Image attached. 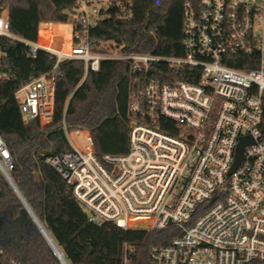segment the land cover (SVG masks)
Listing matches in <instances>:
<instances>
[{"label": "built area", "instance_id": "2783aa9c", "mask_svg": "<svg viewBox=\"0 0 264 264\" xmlns=\"http://www.w3.org/2000/svg\"><path fill=\"white\" fill-rule=\"evenodd\" d=\"M132 5L75 0L72 31L57 49L54 36L47 45L13 35L8 12H0V37L23 43L31 58L41 51L57 58L52 72L16 92L23 124L53 121L61 62H83L85 75L103 61L127 64L129 152L100 158L89 130L64 127L69 150L45 163L90 223L172 230L148 264H264V0L185 3L181 57L125 53L112 42L95 52L91 31L110 8L127 12ZM40 31L49 33V23ZM13 160L0 131V173L9 184ZM132 252L125 247L123 264H131ZM0 264L21 263L0 249Z\"/></svg>", "mask_w": 264, "mask_h": 264}, {"label": "trees", "instance_id": "16d2710c", "mask_svg": "<svg viewBox=\"0 0 264 264\" xmlns=\"http://www.w3.org/2000/svg\"><path fill=\"white\" fill-rule=\"evenodd\" d=\"M195 1L133 0L127 12L112 7L91 31L93 50L103 52L102 44L112 42L125 53L181 57L184 5ZM74 8L75 0H0V12H8L11 33L30 42L40 40L42 24H70ZM56 63L51 54L41 51L34 59L23 43L0 37V131L14 159L10 176L67 264H123L125 247L133 249L131 264H148L152 249L168 244L172 230L146 233L125 231L110 223H90L72 189L45 163L47 156L69 150L64 127L89 130L100 158L129 152V66L103 61L98 72L85 75L83 62H61L55 80L53 121L46 126L39 121L26 126L15 94L52 72ZM0 189V249L5 257L21 264H62L36 230L19 242L6 241L23 206L1 173Z\"/></svg>", "mask_w": 264, "mask_h": 264}, {"label": "rangeland", "instance_id": "374dc122", "mask_svg": "<svg viewBox=\"0 0 264 264\" xmlns=\"http://www.w3.org/2000/svg\"><path fill=\"white\" fill-rule=\"evenodd\" d=\"M50 24V23H49ZM49 33H41L39 34V39L41 44H50L51 38L54 36L53 48H59V43L65 40L68 41L70 36V26L66 24H58L57 26H53L49 28ZM65 36V37H64ZM102 47V46H101ZM111 46H109L106 50H110ZM19 230V234L17 235L16 230ZM21 229V230H20ZM34 230V225L31 221L21 220L13 222V227L8 229L6 241H14L19 242L21 239L26 238V236Z\"/></svg>", "mask_w": 264, "mask_h": 264}, {"label": "water", "instance_id": "95a60500", "mask_svg": "<svg viewBox=\"0 0 264 264\" xmlns=\"http://www.w3.org/2000/svg\"><path fill=\"white\" fill-rule=\"evenodd\" d=\"M242 148H243V144L240 145V148L238 150V158H237L236 164L234 165L233 170H235L240 163ZM10 185L12 186V188L14 189L16 194H18L17 196L19 197L21 204L23 206V208L21 209L18 221H21L24 219L31 221L32 224L34 225V230L38 231L44 237V239L47 241V243L49 244L50 248L52 249V251L54 252L56 257L59 259V261L62 264H67V262L63 258L62 253L59 251L58 247H57V249H58L60 255L55 251L53 246L56 247V245L54 244L53 240L51 239V237L49 236V234L47 233L46 229L43 227V225L41 224V222L39 221L37 216L34 214L35 212H33L32 209L29 207L28 203L25 201L22 194L19 192V190L17 189L15 183L13 182V180L11 178H10Z\"/></svg>", "mask_w": 264, "mask_h": 264}, {"label": "crops", "instance_id": "0c3cea01", "mask_svg": "<svg viewBox=\"0 0 264 264\" xmlns=\"http://www.w3.org/2000/svg\"><path fill=\"white\" fill-rule=\"evenodd\" d=\"M52 25H53V26H57L58 24H53V23H52V24H49V28L52 27ZM66 25L70 26V33H71V31H72V27H71V25H69V24H66ZM41 32H42V33H45V31H41ZM41 32H40V33H41ZM39 41H40V40H39Z\"/></svg>", "mask_w": 264, "mask_h": 264}, {"label": "bare ground", "instance_id": "6f19581e", "mask_svg": "<svg viewBox=\"0 0 264 264\" xmlns=\"http://www.w3.org/2000/svg\"><path fill=\"white\" fill-rule=\"evenodd\" d=\"M53 247H54L55 251L60 255V253H59L57 247H55V246H53ZM61 258H62V257H61Z\"/></svg>", "mask_w": 264, "mask_h": 264}]
</instances>
